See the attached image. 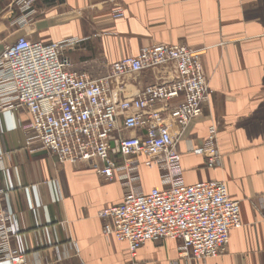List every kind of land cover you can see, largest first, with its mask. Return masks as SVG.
I'll return each mask as SVG.
<instances>
[{
	"label": "crops",
	"instance_id": "1",
	"mask_svg": "<svg viewBox=\"0 0 264 264\" xmlns=\"http://www.w3.org/2000/svg\"><path fill=\"white\" fill-rule=\"evenodd\" d=\"M0 0V52L17 37L42 44L78 39L69 70L98 79L142 47L182 45L200 52L211 96L186 127L177 152L183 182H223L239 202L241 227L216 258L181 256L179 242H146L134 257L103 235L101 210L122 200L119 182H104L86 165H58L27 147L24 110L0 112V191L14 234L10 246L30 264H264V0H37L24 13ZM122 16L114 18L115 12ZM153 72L125 79L124 96L157 82ZM181 99L172 104L177 105ZM216 127L218 159L188 152ZM154 181L140 191L161 188ZM141 184V180H140ZM0 264L3 262L0 261Z\"/></svg>",
	"mask_w": 264,
	"mask_h": 264
},
{
	"label": "built area",
	"instance_id": "2",
	"mask_svg": "<svg viewBox=\"0 0 264 264\" xmlns=\"http://www.w3.org/2000/svg\"><path fill=\"white\" fill-rule=\"evenodd\" d=\"M37 0H16L24 13ZM120 11L114 18L121 17ZM78 39L42 44L17 37L0 52V112L24 110L25 145L46 151L58 165H86L104 182L122 187L119 204L98 212L103 235L125 243L134 257L146 242L175 240L181 256L221 255L229 232L241 227L239 202L223 182L187 185L177 145L188 124L202 115L211 90L200 52L182 45L142 47L112 63L98 79L69 70L67 52ZM153 72L157 82L124 96L125 79ZM181 99L177 105L172 103ZM113 145V146H112ZM188 152L216 164V127ZM139 167H155L161 188L140 191ZM0 191V261L30 264L10 246L14 231Z\"/></svg>",
	"mask_w": 264,
	"mask_h": 264
},
{
	"label": "rangeland",
	"instance_id": "3",
	"mask_svg": "<svg viewBox=\"0 0 264 264\" xmlns=\"http://www.w3.org/2000/svg\"><path fill=\"white\" fill-rule=\"evenodd\" d=\"M155 176L153 173H144L143 172L140 174V180H141V189H145L148 186H150V184L154 181Z\"/></svg>",
	"mask_w": 264,
	"mask_h": 264
},
{
	"label": "water",
	"instance_id": "4",
	"mask_svg": "<svg viewBox=\"0 0 264 264\" xmlns=\"http://www.w3.org/2000/svg\"><path fill=\"white\" fill-rule=\"evenodd\" d=\"M113 146V145H112Z\"/></svg>",
	"mask_w": 264,
	"mask_h": 264
}]
</instances>
